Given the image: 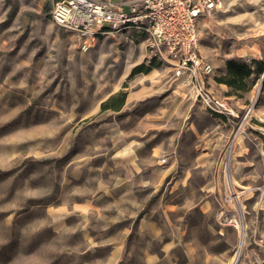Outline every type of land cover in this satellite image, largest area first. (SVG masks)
Returning <instances> with one entry per match:
<instances>
[{"label":"rangeland","instance_id":"obj_1","mask_svg":"<svg viewBox=\"0 0 264 264\" xmlns=\"http://www.w3.org/2000/svg\"><path fill=\"white\" fill-rule=\"evenodd\" d=\"M53 6L0 0V264H264V71L248 93L216 81L264 65V0L199 21L205 88L234 124L149 59L147 34L84 51Z\"/></svg>","mask_w":264,"mask_h":264},{"label":"built area","instance_id":"obj_2","mask_svg":"<svg viewBox=\"0 0 264 264\" xmlns=\"http://www.w3.org/2000/svg\"><path fill=\"white\" fill-rule=\"evenodd\" d=\"M221 0H131L129 12L98 0H54V23L72 34L82 50L105 35L134 30L148 35L149 59L166 63L175 78L195 88L203 106L234 124L237 115L226 99L205 88L212 66L198 52L199 21L220 6ZM109 24L110 28H105ZM241 126L237 128L240 133ZM238 133L234 138L237 137Z\"/></svg>","mask_w":264,"mask_h":264},{"label":"trees","instance_id":"obj_3","mask_svg":"<svg viewBox=\"0 0 264 264\" xmlns=\"http://www.w3.org/2000/svg\"><path fill=\"white\" fill-rule=\"evenodd\" d=\"M254 67L241 60H230L226 63V70L223 76L216 79L220 84H225L229 89V95L248 93L254 82V75L264 71V65L259 61H253ZM142 67L133 71V74L141 72ZM118 96L111 97L102 104V110L119 111L123 106V100Z\"/></svg>","mask_w":264,"mask_h":264},{"label":"crops","instance_id":"obj_4","mask_svg":"<svg viewBox=\"0 0 264 264\" xmlns=\"http://www.w3.org/2000/svg\"><path fill=\"white\" fill-rule=\"evenodd\" d=\"M98 1L107 2V3L113 4V5L117 6V7H119L124 12H129V10H130L129 2L131 0H98Z\"/></svg>","mask_w":264,"mask_h":264},{"label":"bare ground","instance_id":"obj_5","mask_svg":"<svg viewBox=\"0 0 264 264\" xmlns=\"http://www.w3.org/2000/svg\"><path fill=\"white\" fill-rule=\"evenodd\" d=\"M232 155L231 156H229V161H228V166H231V164H232ZM228 178L230 179V181L232 182V184H235V181H234V179H233V177H232V175L230 174V175H228ZM240 226V225H239Z\"/></svg>","mask_w":264,"mask_h":264}]
</instances>
